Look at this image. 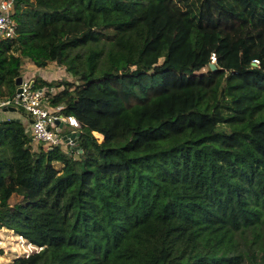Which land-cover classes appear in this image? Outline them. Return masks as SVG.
I'll list each match as a JSON object with an SVG mask.
<instances>
[{"label": "trees", "instance_id": "16d2710c", "mask_svg": "<svg viewBox=\"0 0 264 264\" xmlns=\"http://www.w3.org/2000/svg\"><path fill=\"white\" fill-rule=\"evenodd\" d=\"M14 19L0 99L55 63L75 81L35 85L64 86L81 135L67 153L0 121V229L43 248L7 264H264V0H15Z\"/></svg>", "mask_w": 264, "mask_h": 264}, {"label": "built area", "instance_id": "2783aa9c", "mask_svg": "<svg viewBox=\"0 0 264 264\" xmlns=\"http://www.w3.org/2000/svg\"><path fill=\"white\" fill-rule=\"evenodd\" d=\"M14 9L15 0H0V42L14 40L17 36ZM216 62V57L213 55L211 57V64L216 65ZM258 64V61H254V66ZM35 80L36 78L34 77L22 76V83L19 86L21 92H17L11 99H0V113L11 109L26 113L30 122V132L34 143L44 145L47 148L61 147L67 153L73 152L78 146L76 134L79 133L81 127L79 121L73 116L65 117L61 115L64 106L53 107L51 105V97L57 95L60 89L55 90L53 86H36ZM60 124L62 127H59ZM64 125L70 127L74 132L65 136L62 133ZM3 230L11 231L15 235L13 230L0 229V231ZM42 249L38 247V250L28 253L23 257H29L35 252L42 251ZM19 258L22 257L19 256L16 259Z\"/></svg>", "mask_w": 264, "mask_h": 264}, {"label": "rangeland", "instance_id": "374dc122", "mask_svg": "<svg viewBox=\"0 0 264 264\" xmlns=\"http://www.w3.org/2000/svg\"><path fill=\"white\" fill-rule=\"evenodd\" d=\"M47 67L48 69L46 68L45 70L42 69L38 71L37 69V73L41 72L40 75L43 72H47L45 74L46 76L43 77V75L40 76L39 74H37V76L34 78H40L43 81H46L47 83H73L75 81V79L69 73H67V71H65L63 67H60L55 63L50 64ZM30 68L34 69V67ZM30 68L28 66L24 68V72H22L21 75L25 73V76H27V72L31 71ZM30 76L31 75H28V77ZM57 89H60L61 91L64 89V86L55 87V90ZM4 119H7L6 116L4 115V113H0V120L2 121ZM35 250H38V247L32 246L28 241L24 240L22 237L15 236L11 231H0V264L12 263L17 257H23L24 255L34 252Z\"/></svg>", "mask_w": 264, "mask_h": 264}, {"label": "crops", "instance_id": "0c3cea01", "mask_svg": "<svg viewBox=\"0 0 264 264\" xmlns=\"http://www.w3.org/2000/svg\"><path fill=\"white\" fill-rule=\"evenodd\" d=\"M34 67V69L33 68H30L31 69V71L30 72H27L28 73V75H31L30 77H36L37 76V74H39L40 75V73L41 72H39V73H37V69H38V71L39 70H42V69H39V68H37L35 65H33L32 63H30V62H27V63H25L23 66H22V71H21V74H22V72H24L23 71V69L24 68H26V67ZM46 69V68H45ZM45 69H43V70H45ZM47 69H48V67H47ZM34 73V74H33ZM47 73V72H46ZM46 73H42L40 76H42L43 75V77L44 76H46L45 74ZM25 75V73L23 74V75H21V77L22 76H24ZM27 75V76H28ZM37 79V78H36ZM2 113H4V115L6 116V118L7 119H4V120H2V121H11V120H20V121H29V119H28V116L26 115V113H23V112H20V111H17L16 109H15V111H13V110H4ZM10 113H12V114H10ZM13 113H15V114H13ZM1 121V120H0ZM74 131L70 128V127H68L67 125H64L63 126V128H62V133L66 136V135H69V134H71V133H73Z\"/></svg>", "mask_w": 264, "mask_h": 264}, {"label": "water", "instance_id": "95a60500", "mask_svg": "<svg viewBox=\"0 0 264 264\" xmlns=\"http://www.w3.org/2000/svg\"><path fill=\"white\" fill-rule=\"evenodd\" d=\"M210 68L212 69V71H216V70H217V67H216L215 64H210ZM21 83H22V77H19V78L17 79V81H16V85H17V87H18L17 92H21V89L19 88V86L21 85ZM11 110L15 111V109H11ZM11 121H17V122H20V120H11ZM5 122H9V121H5ZM59 127H62V125L60 124ZM76 135H77V138H79L81 134H80V133H77ZM77 149L79 150L80 148L77 147Z\"/></svg>", "mask_w": 264, "mask_h": 264}]
</instances>
